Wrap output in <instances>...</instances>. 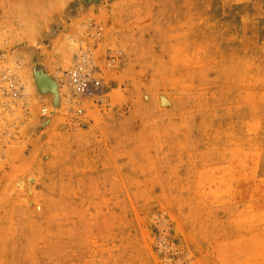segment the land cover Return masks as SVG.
<instances>
[{
	"label": "rangeland",
	"instance_id": "374dc122",
	"mask_svg": "<svg viewBox=\"0 0 264 264\" xmlns=\"http://www.w3.org/2000/svg\"><path fill=\"white\" fill-rule=\"evenodd\" d=\"M165 222L264 264V0H0V264H164Z\"/></svg>",
	"mask_w": 264,
	"mask_h": 264
},
{
	"label": "built area",
	"instance_id": "2783aa9c",
	"mask_svg": "<svg viewBox=\"0 0 264 264\" xmlns=\"http://www.w3.org/2000/svg\"><path fill=\"white\" fill-rule=\"evenodd\" d=\"M101 30V29H100ZM120 53L111 55L112 62L119 58ZM97 66L89 52L83 53L68 70L64 71L63 83L67 85L76 95L87 98L100 96L97 92L99 82L95 77ZM5 82H9L12 91L13 78L10 74L4 73L2 76ZM43 116L48 115L49 107L44 106L41 110ZM170 224L165 222L160 235L156 236L155 248L164 264H197L187 256L169 236Z\"/></svg>",
	"mask_w": 264,
	"mask_h": 264
},
{
	"label": "bare ground",
	"instance_id": "6f19581e",
	"mask_svg": "<svg viewBox=\"0 0 264 264\" xmlns=\"http://www.w3.org/2000/svg\"><path fill=\"white\" fill-rule=\"evenodd\" d=\"M49 78H50V76H49ZM42 83L45 84V85H48L53 90L54 93L55 92H59V85H60V83H58L59 84L58 85L56 83V81H54V79L53 80H49V79H47V78L44 77ZM44 88H46V86Z\"/></svg>",
	"mask_w": 264,
	"mask_h": 264
}]
</instances>
